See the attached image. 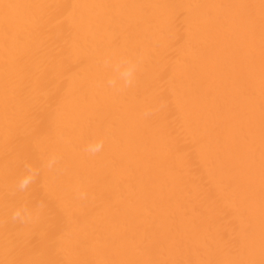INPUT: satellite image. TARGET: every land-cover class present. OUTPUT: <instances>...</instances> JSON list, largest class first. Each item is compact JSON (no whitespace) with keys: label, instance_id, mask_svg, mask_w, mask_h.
<instances>
[{"label":"bare ground","instance_id":"1","mask_svg":"<svg viewBox=\"0 0 264 264\" xmlns=\"http://www.w3.org/2000/svg\"><path fill=\"white\" fill-rule=\"evenodd\" d=\"M0 264H264V0H0Z\"/></svg>","mask_w":264,"mask_h":264},{"label":"clouds","instance_id":"2","mask_svg":"<svg viewBox=\"0 0 264 264\" xmlns=\"http://www.w3.org/2000/svg\"><path fill=\"white\" fill-rule=\"evenodd\" d=\"M117 71H118V79L120 81V86H130L133 82V75H134V71H135V65L132 64L131 62H124L123 66H118L117 67ZM109 85L110 86H117V80L116 79H112L109 80ZM103 148V141L102 140H96L94 142H91L88 146H87V151L91 154H95L98 153L102 150ZM31 181V177H28L26 179H24L21 184L20 187L21 188H26L28 186V184ZM13 218L14 219H22V214L20 211H16L13 214Z\"/></svg>","mask_w":264,"mask_h":264}]
</instances>
